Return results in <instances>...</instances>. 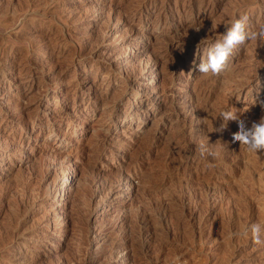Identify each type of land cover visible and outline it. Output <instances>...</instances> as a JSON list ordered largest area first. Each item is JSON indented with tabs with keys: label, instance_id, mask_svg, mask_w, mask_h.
<instances>
[{
	"label": "rangeland",
	"instance_id": "rangeland-1",
	"mask_svg": "<svg viewBox=\"0 0 264 264\" xmlns=\"http://www.w3.org/2000/svg\"><path fill=\"white\" fill-rule=\"evenodd\" d=\"M0 9V264H264L240 235L264 222V152L218 117H264V43L198 70L199 42L232 16L255 29L264 0Z\"/></svg>",
	"mask_w": 264,
	"mask_h": 264
},
{
	"label": "clouds",
	"instance_id": "clouds-1",
	"mask_svg": "<svg viewBox=\"0 0 264 264\" xmlns=\"http://www.w3.org/2000/svg\"><path fill=\"white\" fill-rule=\"evenodd\" d=\"M222 23L227 28L226 34H217L215 38L207 37L199 42L198 48L202 49V54L198 70L202 75H221L238 45L264 43V23H260L255 29H249L247 15H240L239 18L232 16ZM217 26L213 29H216ZM196 29L199 30V28ZM261 106L264 107V101L261 102ZM218 117H222L225 123L229 120L237 121L239 130L233 133V142H239L247 153L258 158L259 153L264 152V117H261L259 122H254L251 128L246 127L245 121L240 119V115L234 110H222ZM209 145V142L198 144L197 148L202 157L217 155ZM262 232H264V222H257L243 225L240 235L259 245L264 243V240L261 239Z\"/></svg>",
	"mask_w": 264,
	"mask_h": 264
},
{
	"label": "bare ground",
	"instance_id": "bare-ground-1",
	"mask_svg": "<svg viewBox=\"0 0 264 264\" xmlns=\"http://www.w3.org/2000/svg\"><path fill=\"white\" fill-rule=\"evenodd\" d=\"M24 6H25V5H24ZM24 9H25V8H24ZM0 10H1V9H0ZM3 10H4V9H3ZM28 12H29V11H28ZM19 20H20V19H19ZM192 28H193V27H192ZM192 28H191V29H192ZM196 30H197V29H196ZM193 32H194V31H193ZM195 32H196V31H195ZM200 32H201V31H200ZM195 39H196V38H195ZM197 39H198V38H197ZM197 39H196V40H197ZM193 40H194V39H193ZM189 42H190V41H189ZM198 56H199V55H198ZM198 56H196V57H198ZM196 57H193L192 59H196ZM134 85H135V84H134ZM137 92H139V88H138V87H137L136 93H137ZM101 99H103V98H101ZM95 100H98V99H95ZM114 100H116V99H114ZM105 102H106V104H107V103H110L111 101H110V102L105 101ZM131 102H132V101H131ZM111 103H112V102H111ZM108 117L110 118V115H108ZM108 127H109V126H108ZM258 166H259V165H258ZM258 176H259V175H258ZM251 177H252V176H251ZM251 179H252V178H251ZM250 181H251V180H250ZM241 204H242V202H241ZM244 204H245V203H244ZM143 208H144V207H143ZM155 208H156V207H155ZM169 215H170V214H169ZM171 218H172V217H171ZM145 220H146V219H145ZM147 221H148V220H147ZM147 221H146V222H147ZM239 225H240V224H239ZM140 228H141V227H140ZM236 229H237V228H236ZM133 231H134V230H133ZM140 231H141V230H140ZM141 232H142V231H141ZM138 233H139V232H138ZM166 234H167V233H166ZM139 236H140V235H139ZM137 239H139V237H138ZM114 245H115V244H114ZM139 253H140V252H139ZM128 254H129V253H128ZM124 259L127 260V256L124 257Z\"/></svg>",
	"mask_w": 264,
	"mask_h": 264
}]
</instances>
